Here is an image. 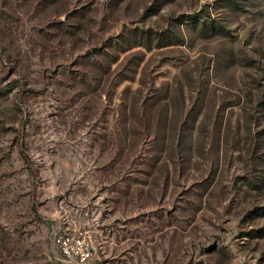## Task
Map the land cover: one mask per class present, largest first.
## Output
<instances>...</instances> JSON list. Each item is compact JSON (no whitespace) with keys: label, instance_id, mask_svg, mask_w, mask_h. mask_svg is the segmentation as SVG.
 I'll list each match as a JSON object with an SVG mask.
<instances>
[{"label":"rangeland","instance_id":"1","mask_svg":"<svg viewBox=\"0 0 264 264\" xmlns=\"http://www.w3.org/2000/svg\"><path fill=\"white\" fill-rule=\"evenodd\" d=\"M75 228L90 264H264V0H0V264Z\"/></svg>","mask_w":264,"mask_h":264},{"label":"built area","instance_id":"2","mask_svg":"<svg viewBox=\"0 0 264 264\" xmlns=\"http://www.w3.org/2000/svg\"><path fill=\"white\" fill-rule=\"evenodd\" d=\"M53 240L66 263L90 264L94 258L95 246L86 230H59L55 232Z\"/></svg>","mask_w":264,"mask_h":264},{"label":"trees","instance_id":"3","mask_svg":"<svg viewBox=\"0 0 264 264\" xmlns=\"http://www.w3.org/2000/svg\"><path fill=\"white\" fill-rule=\"evenodd\" d=\"M27 160L29 161V159L27 158ZM35 174V176H37V172H33Z\"/></svg>","mask_w":264,"mask_h":264}]
</instances>
